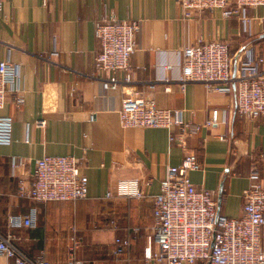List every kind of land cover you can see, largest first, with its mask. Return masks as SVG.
Wrapping results in <instances>:
<instances>
[{
  "label": "crops",
  "instance_id": "crops-1",
  "mask_svg": "<svg viewBox=\"0 0 264 264\" xmlns=\"http://www.w3.org/2000/svg\"><path fill=\"white\" fill-rule=\"evenodd\" d=\"M0 4V60L20 64L23 97L17 104L15 93H10L2 109L13 118V140L0 144V228H7L12 214L34 211L35 218V226L14 230L18 246L30 255H43L50 264H70V248L78 238L74 252L83 264H150L144 251L154 222L153 197L168 168L179 165L188 152H195L201 163L200 169L190 171L192 181L216 191L218 211L231 217L242 214L253 163L264 178V115L242 120L236 113L235 90L218 91L199 81L182 83L179 74L182 49L200 40L221 39L238 54L252 48L264 55V6L248 7L250 21L244 22L223 17L219 8L184 18L177 0ZM110 15L140 20L132 56L134 81L117 91L103 87V74L95 66L100 49L96 22ZM117 76L123 80L125 73ZM133 91L203 126L197 134L185 135L182 143L171 142L165 127H125L118 110ZM214 109L220 119L229 109L230 123L204 125ZM44 155L80 159L89 178L88 197L51 202L18 197L19 178L33 179L36 160ZM14 158L24 161L15 175ZM134 178L151 179L144 197H107L118 180ZM117 236L131 238L121 255L114 252ZM10 262L0 256V264Z\"/></svg>",
  "mask_w": 264,
  "mask_h": 264
},
{
  "label": "built area",
  "instance_id": "built-area-1",
  "mask_svg": "<svg viewBox=\"0 0 264 264\" xmlns=\"http://www.w3.org/2000/svg\"><path fill=\"white\" fill-rule=\"evenodd\" d=\"M184 18L198 17L204 10L221 9L225 18L238 17L250 21L248 7L264 6V0H177ZM1 7V4H0ZM140 20H122L110 15L96 22L95 33L100 49L95 59L96 71L106 90L117 91L134 81L132 56L137 50ZM123 71L121 80L117 73ZM95 75V74H94ZM20 64L10 58L0 60V144L13 140V118L4 115L9 94L15 93L17 104L23 102L19 85ZM179 80L203 82L210 89L236 91V113L242 120L264 115V55L245 48L238 54L228 41L200 40L182 49ZM119 115L125 127H165L170 140L182 143L185 135L197 134L201 127L194 120H185L181 111L161 108L142 91H133L122 99ZM230 110L220 119L218 109L204 125L221 120L230 123ZM44 120H41L43 124ZM227 138V132L221 135ZM22 159H13V175L23 166ZM80 159L68 155H44L36 160L34 178L25 175L18 181L17 195L39 202L77 201L88 197L89 178ZM201 168L195 152H188L179 165L168 168L153 197L154 222L148 229L145 259L150 264H264V178L253 163L250 185L244 191L243 211L231 217L218 211L214 189L197 186L190 171ZM17 174V173H16ZM151 179H121L107 192V197L145 196ZM35 210V209H34ZM112 226H116L115 219ZM35 226L33 214H12L6 231L0 230V256L7 264H50L43 255H27L17 244L14 230ZM70 248V264H83L74 248ZM114 252L126 253L131 238L117 236Z\"/></svg>",
  "mask_w": 264,
  "mask_h": 264
},
{
  "label": "trees",
  "instance_id": "trees-1",
  "mask_svg": "<svg viewBox=\"0 0 264 264\" xmlns=\"http://www.w3.org/2000/svg\"><path fill=\"white\" fill-rule=\"evenodd\" d=\"M6 226H4L3 228H0V230H2V229H4ZM17 242V241H16ZM22 246V245H21ZM20 247V246H19ZM25 253H27L25 250H24V248L23 247H20ZM27 255H29V256H33V255H30V254H28L27 253Z\"/></svg>",
  "mask_w": 264,
  "mask_h": 264
},
{
  "label": "rangeland",
  "instance_id": "rangeland-1",
  "mask_svg": "<svg viewBox=\"0 0 264 264\" xmlns=\"http://www.w3.org/2000/svg\"><path fill=\"white\" fill-rule=\"evenodd\" d=\"M7 227H8V226H7ZM5 228H6V227H5ZM5 228H4V229H2V231H6V230H7V228H6V229H5Z\"/></svg>",
  "mask_w": 264,
  "mask_h": 264
}]
</instances>
